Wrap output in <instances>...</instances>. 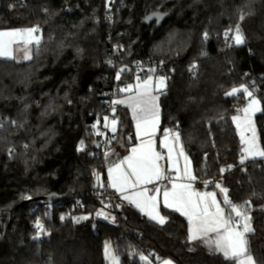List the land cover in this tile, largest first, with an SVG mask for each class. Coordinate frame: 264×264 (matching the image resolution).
Instances as JSON below:
<instances>
[{
  "label": "trees",
  "instance_id": "obj_1",
  "mask_svg": "<svg viewBox=\"0 0 264 264\" xmlns=\"http://www.w3.org/2000/svg\"><path fill=\"white\" fill-rule=\"evenodd\" d=\"M120 1L109 25L103 18L108 0H0V30L43 28L29 62L0 59V239L8 228L0 264H108L106 242L119 264H147L140 256L151 264H228L222 255L192 246L188 221L173 211L163 210L161 226L131 206L118 210L119 227L92 219L101 207L91 196L95 173L104 179L109 165L78 144L85 140L84 123L104 111L101 95L115 82V44L124 48L122 62L166 63L159 131L179 133L196 179L212 181L208 190L220 191L219 183L232 203L250 202L249 254L264 264V157L240 163L243 146L232 117L247 99L226 95L241 85L259 89L263 108L255 122L264 148V0ZM151 13L162 22L145 20ZM237 25L244 42L225 59L224 33ZM162 41L168 50L154 55L152 46ZM119 112L129 135L126 149L134 142L133 125L126 109ZM50 193L82 201L75 221L55 211L47 221L48 239L40 240L31 226L33 208ZM87 214L91 218L79 219Z\"/></svg>",
  "mask_w": 264,
  "mask_h": 264
},
{
  "label": "snow or ice",
  "instance_id": "obj_2",
  "mask_svg": "<svg viewBox=\"0 0 264 264\" xmlns=\"http://www.w3.org/2000/svg\"><path fill=\"white\" fill-rule=\"evenodd\" d=\"M241 20L244 16L241 15ZM39 32L38 27H33L25 30H10L0 31V58L15 59L16 51L24 52V59H31V50L29 45L40 43V37L35 35ZM236 35L234 40L236 44L244 42L240 34V27L237 25L235 29ZM207 35V34H205ZM226 39L228 33H225ZM14 45H22V48L16 49ZM121 72L124 69L120 70ZM154 72V69H150ZM117 80L120 79V73H117ZM164 77L158 78L157 90L164 85ZM135 91L132 85L126 88L119 89L120 92L132 93L124 99L114 100L113 104H123L131 109L132 118L136 125V138L140 143L131 149V154L125 157L120 163L113 164L108 169L109 183L111 187L120 194L121 199L135 205L141 212L155 220L160 224L165 222V217L161 216L158 211V196L161 189L156 187L150 190L146 187L148 184H153L157 181L167 179L171 183V188H164L163 202L164 207L172 208L181 215L185 216L189 223L188 239L189 241L200 240L205 244L209 251L213 254L223 256L228 264H255L252 256L249 254L248 241L246 235L253 231L251 227V217L248 214V205L250 202L245 201L243 204L237 205L232 203L228 198V189L216 183V188L223 194V204L228 207V211L221 207V202L217 200L215 192H198L193 189L191 181L196 177L192 174L189 167L190 162L187 156L184 155L183 147H179L177 158L173 157L174 146L169 143L171 130H164V137L161 140V147L167 148L169 162L168 171H175V176L165 175V169L159 163L165 157L155 150L154 137L159 125V104L158 95L153 94L152 77L149 76L143 83L139 82L137 77ZM239 93L245 94L249 101L242 109H237L238 113H243V116L236 115L232 117L233 122L239 130L241 144L243 145L241 152L240 163H244L249 157L256 156L264 157V148H261L258 143V137L252 116L255 112L260 111L257 107L259 101L255 99L252 92L246 86L241 85L240 88H233L227 92L228 96H235ZM115 113V109H113ZM105 127H108L107 120ZM117 120L114 118L111 121L112 131L115 132ZM95 127V126H94ZM251 135L246 137L245 133ZM100 134V133H98ZM175 143L179 144V134L173 136ZM83 147V141H81ZM108 153H105L107 156ZM178 157L184 158L183 170L179 167ZM231 167V166H229ZM223 172L224 169H221ZM97 180L99 181V174ZM186 181V182H179ZM212 181H205V185ZM101 187L104 185L101 183ZM150 191L153 194H149ZM109 207V205H105ZM119 207V205H117ZM97 216H103L108 219L103 210L96 213ZM79 219H88L87 216ZM36 228L39 232L44 231V226L39 220L36 221ZM106 258L112 260L113 264H118L115 256L112 255L111 244L106 242L104 246ZM142 261L151 264L148 257L140 256ZM164 264H171L170 261H165Z\"/></svg>",
  "mask_w": 264,
  "mask_h": 264
},
{
  "label": "built area",
  "instance_id": "obj_3",
  "mask_svg": "<svg viewBox=\"0 0 264 264\" xmlns=\"http://www.w3.org/2000/svg\"><path fill=\"white\" fill-rule=\"evenodd\" d=\"M120 0H108L107 6L104 12V20L109 24L113 25L115 21V15L117 12V8L120 4ZM47 13V11H46ZM39 28V32L35 33L40 38L42 37L43 28L40 26H36ZM236 27H231L225 31L228 33V38L226 39L225 33L222 39V51L224 53L225 59H228L230 50L233 47L238 46L235 43L234 36ZM122 51L121 47L113 45L110 49V66L114 69L115 73V82L111 88V90L107 91L105 94V98L103 100L104 112L98 116V125L96 127L97 136L93 143L84 148L85 153L91 158L95 159L97 157H101L104 162L107 161L108 156H114L116 153L121 152L120 141L126 140L129 135H125L122 131H124V125L121 120L120 115V105L113 104L114 100H117L118 97L121 96L122 92L119 91L123 86H121L120 81L126 75H134L135 77H147V76H162L165 77L167 71V65L163 60L153 61V60H145V61H136L133 63H125L122 62ZM124 69L123 72L120 70ZM150 69H154V72H150ZM120 73V79L116 80L117 73ZM254 82H251V86H253ZM254 96L258 97L262 102V97L260 96L259 89H254ZM113 109H115V113H113ZM105 117L108 118V127H105ZM116 119L118 122V129L113 132L110 130V124L113 119ZM105 153H108L105 156ZM207 154H205L206 156ZM103 184L104 187H101L100 184ZM108 181L106 177L104 179H100V181L96 182L95 190L92 193V198L98 200L101 203V207L95 210L93 214V220L98 223H103L113 227L120 226V217L118 210L129 206L126 200L121 199L120 194L116 192L115 189L108 187ZM210 183L205 185V181L196 180L193 183V187L197 191H206L208 190ZM159 186L164 188H171V183L169 180L164 179L159 182ZM70 202L66 201L64 198L54 201H39L34 208L33 211L36 212V217L32 222V227L36 230V237L40 240L48 239V230H47V221L52 219L55 211H61L62 216L67 219L70 218L72 213L75 210V206L81 204V198L72 197ZM105 205H109V207H105ZM119 205V207H117ZM100 210L108 215V219H104L103 216H97L96 213ZM4 214L0 212V221H3ZM39 220L40 223L44 226V231L39 232L36 228V221ZM44 264V263H43Z\"/></svg>",
  "mask_w": 264,
  "mask_h": 264
},
{
  "label": "crops",
  "instance_id": "obj_4",
  "mask_svg": "<svg viewBox=\"0 0 264 264\" xmlns=\"http://www.w3.org/2000/svg\"><path fill=\"white\" fill-rule=\"evenodd\" d=\"M41 39V38H40ZM248 88V87H247ZM248 90L250 91V92H252V94H253V96H254V93H253V91L252 90H250L249 88H248ZM244 96H245V98L247 99V103H248V101H249V98L244 94ZM255 97V96H254ZM247 103H246V105H247ZM245 105V106H246ZM244 106V107H245ZM244 107H242V108H244ZM241 108V109H242ZM236 115H241V116H243V113L241 112V113H236L234 116H236ZM258 115V114H257ZM256 115V116H257ZM131 118V117H130ZM252 120H253V123H254V125H255V128H256V132H257V137H258V143H259V145H260V147H261V144H260V141H259V136H258V128H257V125H256V122H255V117L254 116H252ZM132 121V120H131ZM233 124H234V126H235V129H236V131H237V134H238V136H239V138H240V135H239V130L237 129V127H236V124L233 122ZM159 126H160V118H159V125H158V129H157V131H156V135H155V137H154V141H155V150L156 151H158V152H160L164 157H165V159H163V160H161L159 163L161 164V166L165 169V175H168V176H175V171L173 170V171H171V172H169L168 171V169H169V167H170V165H169V162H168V160H167V156H168V150H167V148H162L161 147V140L163 139V136H162V134L163 133H160V131H159ZM133 132H134V142H133V144L131 145V146H129V147H127L126 149H124V150H122V156L114 163V164H116V163H120V161L121 160H123L125 157H127L128 155H130L131 154V149L133 148V147H135V146H137L139 143H140V141L136 138V125L134 124V128H133ZM176 133H178V132H172L171 131V137H169V143H171V144H173V146H174V152H173V157L174 158H177V154H178V151H179V147L180 146H182L183 147V151H184V155L185 156H187V158H188V154H187V152H186V150H185V148H184V146H183V144H182V141H181V138H180V140H179V144L177 145L176 143H175V141H174V139H173V136H174V134H176ZM179 134V133H178ZM251 134L250 133H245V136L246 137H248V136H250ZM179 137H180V135H179ZM241 141V140H240ZM243 146V145H242ZM262 148V147H261ZM262 157H259V156H256L255 158H252V157H249L247 160H254V159H261ZM178 159H179V167L181 168V170H183V167H184V163H185V161H184V158L183 157H178ZM188 161H189V158H188ZM190 162V161H189ZM113 165V164H112ZM112 165H110V166H107L106 167V169H105V177H106V180L109 182V174H108V169H109V167H111ZM189 167H190V169H191V163L189 164ZM192 174L194 175V173L192 172ZM195 176V175H194ZM197 179H195L194 181H191V183H192V186H193V183L196 181ZM161 181V180H160ZM160 181H157V182H155V183H153V184H148V185H146V187L147 188H149L150 190H154L156 187H159L160 189H161V193L159 194V196H158V211H159V214L161 215V216H164L163 215V210L165 209V210H169V211H173V212H176L177 214H179L180 216H182L183 218H185L186 220H187V218L185 217V216H183V215H181L180 214V212H177V211H175L174 209H172V208H166V207H164V202H163V190L164 189H162L160 186H159V182ZM179 182H186V181H179ZM193 189H194V187H193ZM195 190V189H194ZM195 191H197V190H195ZM198 192H215L216 193V198H217V200L218 201H220L221 202V207H224L225 208V210H226V213H227V209H226V207H225V205L223 204V197L221 198L219 195H218V193H217V191H214V190H206V191H198ZM150 195L151 194H153L151 191H150V193H149ZM128 202V201H127ZM128 205L129 206H131V207H133V208H135L136 210H138L143 216H145L147 219H149V217L147 216V215H145L143 212H141L137 207H135V205H133V204H130L129 202H128ZM165 217V216H164ZM149 220H151V219H149ZM166 217H165V222L163 223V224H160V223H158L157 221H155V220H151V221H153L154 223H156L157 225H164L165 223H166ZM188 221V220H187ZM188 228H189V223H188ZM247 236V235H246ZM188 241H189V239H188ZM189 243L191 244V245H198V246H196V247H199V248H202V249H204V250H206L207 252H209V253H212V252H210L209 251V249H208V247L205 245V244H203L202 243V241H200V240H196V241H189ZM253 258V257H252ZM254 260V259H253ZM165 261H170L171 262V264H177L176 262H174L173 260H169V259H167V260H165ZM165 261H163L162 263L160 262L159 264H164V262ZM255 262V261H254ZM256 264V263H255Z\"/></svg>",
  "mask_w": 264,
  "mask_h": 264
},
{
  "label": "rangeland",
  "instance_id": "obj_5",
  "mask_svg": "<svg viewBox=\"0 0 264 264\" xmlns=\"http://www.w3.org/2000/svg\"><path fill=\"white\" fill-rule=\"evenodd\" d=\"M10 30H25V29H9V30H0V31H10ZM36 35V34H35ZM168 36H167V39H169L170 41L168 42L169 44L168 45H170V42L172 43L173 42V33H169V34H167ZM40 42H41V39H40ZM238 45V44H237ZM239 45H241V44H239ZM34 46H36L35 44H32V45H29L28 47L30 48V50H31V58H32V54H33V48H34ZM115 46H118V47H121L122 49H124L122 46H120V45H118V44H115ZM168 46L166 45V41H165V43H164V41H162V42H158V43H156V44H154L153 46H152V52H153V54L155 55H159V54H161L162 52H165L166 50H168V48H167ZM14 48H16V49H19V48H22V45H14ZM15 56H16V58L15 59H6V58H0V59H5V60H14V61H17V62H21V63H26V62H29L31 59H24L23 58V56H24V52L23 51H16L15 52ZM126 76H128V75H126ZM149 76H147V77H144V78H141V77H139V82L140 83H143L147 78H148ZM152 77V87H153V94L154 95H158V97H159V99H158V104H159V110H160V96L163 94V92H164V90H165V87H166V85H165V81H166V79L164 80V85L163 86H161L160 88H159V90H157V84H158V78H160V77H162V76H151ZM165 78V77H164ZM116 80H117V78H116ZM137 77L134 79V81L133 82H131V83H129V84H127V85H125V86H123L121 83V86H123L122 88H126L128 85H132L133 86V89H134V91H135V86H136V84H137ZM240 88V87H239ZM134 91L132 92V93H125V92H122V94H121V96L120 97H118L117 99H124V98H126L127 96H130V95H133L134 94ZM105 94H106V92L104 93V94H102L101 95V97H102V99L104 100V98H105ZM255 99H257L260 103H259V105H257V107L260 109V111H257V112H255L254 113V117H256V115L257 114H259L261 111H262V108H263V105H262V102L260 101V99L258 98V97H256L255 96ZM102 101V100H101ZM103 103V101L101 102V104ZM100 104V105H101ZM120 105V107L122 108V109H126L128 112H129V114H130V117H131V120H132V125H133V128H134V124H135V121L133 120V118H132V113H131V109L129 108V107H127L126 105H123V104H119ZM104 112V111H103ZM102 111L100 112V113H98L97 114V116H96V118L94 119V121H92V123H84V130H85V140H87L88 138H90V141H89V143H86V141L85 140H82L83 141V147H81V142H79V144H78V150L79 151H84V148L86 147V146H89V145H91L92 143H93V141L95 140V138H96V136H97V130H96V127H97V125H98V116H100V114H102L103 113ZM237 113V111L235 112V114ZM234 114V115H235ZM159 118H160V111H159ZM108 121V120H107ZM105 123H106V121H105ZM95 126V127H94ZM115 128H116V130L118 129V122L116 123V125H115ZM110 130H112V124H110ZM123 132V131H122ZM162 136L164 137V132H163V134H162ZM169 137H171V136H169ZM10 152V155H12V151H9ZM188 158H189V156H188ZM189 161H190V158H189ZM190 163H191V161H190ZM191 171L193 172V169H192V164H191ZM97 173H95V180L97 179V175H96ZM100 179H101V175H99V181H100ZM97 182H98V180H97ZM85 216H87L88 217V219L89 218H91V216L89 215V214H87V215H81V217H85ZM75 217L76 216H74V212L72 213V215H71V217L70 218H67V220H73V221H75ZM65 219V218H64ZM93 219V218H92ZM81 220H85V219H81ZM80 220V221H81ZM48 233H49V231H48ZM189 242V241H188ZM193 246V245H192ZM195 246V245H194ZM196 246H198V245H196ZM195 246V247H196ZM112 247V246H111ZM112 255L113 256H115V254H114V252H113V249H112ZM104 256H105V253H104ZM116 257V256H115ZM116 259H117V261H118V264H119V259L116 257ZM105 260L107 261V263L108 264H113V262H112V260H110V259H108V258H106V256H105ZM165 260H167V259H163V260H161L160 262L162 263L163 261H165ZM169 260H171V259H169Z\"/></svg>",
  "mask_w": 264,
  "mask_h": 264
},
{
  "label": "water",
  "instance_id": "obj_6",
  "mask_svg": "<svg viewBox=\"0 0 264 264\" xmlns=\"http://www.w3.org/2000/svg\"><path fill=\"white\" fill-rule=\"evenodd\" d=\"M148 19H158L159 22H162L163 20V16H160V15H157V14H154V13H151L149 14L145 20H148ZM120 146L122 149H125V140H121L120 141ZM122 156V153L121 152H118L116 153L113 157L110 155L107 157V165H112L114 164L120 157ZM218 195L222 198L223 197V194L220 193V191H217ZM66 197H69L68 195H58L56 193H50L48 195H45L43 197L40 198V201H54V200H59V199H62V198H66ZM36 200H31L29 201L28 203L29 204H32V203H35ZM11 222L12 220L9 219V223H8V226L11 225ZM7 230L8 228H6L4 231H3V234H2V237L0 239V244L2 242H4L5 238H6V234H7Z\"/></svg>",
  "mask_w": 264,
  "mask_h": 264
}]
</instances>
